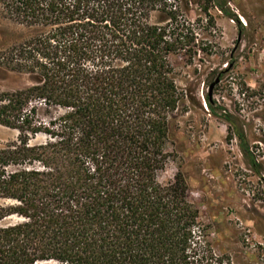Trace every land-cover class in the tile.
<instances>
[{
    "label": "trees",
    "instance_id": "trees-1",
    "mask_svg": "<svg viewBox=\"0 0 264 264\" xmlns=\"http://www.w3.org/2000/svg\"><path fill=\"white\" fill-rule=\"evenodd\" d=\"M228 2L0 0L28 32L0 51L27 79L0 92V126L17 132L0 147V264H235L213 249L183 175L158 180L185 100L171 57L212 54L213 9L242 28ZM255 93L246 117L219 116L264 203Z\"/></svg>",
    "mask_w": 264,
    "mask_h": 264
},
{
    "label": "rangeland",
    "instance_id": "rangeland-1",
    "mask_svg": "<svg viewBox=\"0 0 264 264\" xmlns=\"http://www.w3.org/2000/svg\"><path fill=\"white\" fill-rule=\"evenodd\" d=\"M228 1L242 28L213 9L212 54L199 53L192 60L171 57L185 100L174 115V142L168 147L171 157L158 180L168 183L180 172L186 181L187 199L207 226L213 249L231 255L235 264H262L264 203L258 199L260 188L256 178L248 176L235 142L227 140V125L219 115L225 109L246 117L251 109L243 97L248 87L257 92L252 111L256 114L264 108L259 96L264 88V1ZM27 34L24 27L4 18L0 9V51ZM26 84V77L0 67V92ZM206 97L217 116L207 108ZM253 126L257 134V118ZM16 137V131L0 126V147Z\"/></svg>",
    "mask_w": 264,
    "mask_h": 264
},
{
    "label": "water",
    "instance_id": "water-1",
    "mask_svg": "<svg viewBox=\"0 0 264 264\" xmlns=\"http://www.w3.org/2000/svg\"><path fill=\"white\" fill-rule=\"evenodd\" d=\"M37 264H51V262H40V263H37Z\"/></svg>",
    "mask_w": 264,
    "mask_h": 264
}]
</instances>
